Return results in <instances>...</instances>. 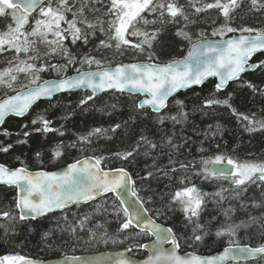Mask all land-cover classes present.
Returning <instances> with one entry per match:
<instances>
[{
  "label": "snow or ice",
  "instance_id": "6c2138e0",
  "mask_svg": "<svg viewBox=\"0 0 264 264\" xmlns=\"http://www.w3.org/2000/svg\"><path fill=\"white\" fill-rule=\"evenodd\" d=\"M250 11H264V2L261 0H249ZM103 4V0H0V18H4V29L0 30V55L12 54L11 59L6 60V66L0 69V88L15 92L0 100V134L10 136L7 129L2 128L6 118L9 116L23 117L29 109L39 100H48L51 107V99L57 93L72 92L87 88L91 94L81 98L76 107L83 110L89 101H94L98 93L106 90H116L120 93L129 90L134 93L143 94L146 98L133 105V108L140 110L145 116L146 108L151 107L157 113L156 120L163 124L165 120H171L174 124L187 120V113L183 111L184 102L176 100L179 108L177 115H160L162 110L168 108L169 98L180 89L190 88L193 85H201L209 77L217 78L215 92L220 93L226 89L230 82L240 81L241 74L246 72H259L264 74V60L251 62V58L258 52H264V29L249 26L233 27L236 17L233 15L237 9L243 7L244 0H187V7L193 9L189 13L186 5L180 0H108L105 5L107 11L104 17H97L95 20L87 18L85 9L89 12H97L99 9L94 5ZM209 9H216L223 22L212 31L213 36L220 39L215 42H208L200 39L192 44L187 56L182 59H171L162 62L158 55L166 50L164 38L168 25H178L183 21L182 27H177L174 35L184 40H191V34L186 31L190 25L197 24L199 14ZM71 14V19L68 18ZM149 16L152 18L149 19ZM219 19V17H217ZM242 19V18H241ZM215 24V21H213ZM149 25L152 27L149 28ZM160 25V27H156ZM240 32L236 38L225 39L227 33ZM98 33L100 34L98 36ZM246 33V35H245ZM253 33H255L253 35ZM102 36L103 38H100ZM135 37V42L130 39ZM94 40L93 50L100 48H115L121 55L123 50L129 46L138 54L146 57V62L120 64L115 67H103V61L91 55L90 52L76 51L75 46L80 44L86 48ZM65 41H70L73 48H69ZM43 45L47 51L41 53L40 46ZM59 57L63 64H54L50 61ZM87 64L89 67L94 63L96 71L82 72L75 69V76L65 75L55 81H43L40 83V73L54 70L58 74L63 69L76 64ZM21 74L29 78L28 85H21L16 90V83ZM240 87H247L253 93L264 96V88L257 86L251 81H241ZM232 93L227 98L219 99L212 94L206 98L200 106L201 110L219 105L231 110L241 126L248 133L264 132V118H258L256 113L251 116L239 113L230 100ZM112 109L116 105H111ZM97 111H104V108H97ZM68 113L63 119L73 115ZM132 117H130L131 119ZM127 121L115 123L109 128L95 127L86 133L76 134V139L71 141L67 147L84 151L87 147H93L94 140H112L117 130H122ZM32 125L39 124L40 127L33 129L35 132L49 133L57 132L64 135L61 129L51 127L52 121L39 115L31 120ZM23 128H28L25 124ZM212 126L209 125V128ZM222 126L216 125V132L221 131ZM216 133H213L215 135ZM17 144H27L30 131L16 133ZM187 143V141H184ZM167 146L170 150L164 155L168 156L166 165H159L157 157L152 152L158 147L163 149ZM63 143L57 144L52 150L51 158L58 160L64 156ZM182 144L173 142V136L162 138L160 145L150 139L141 131L138 139L134 141L130 149L111 151L107 155L103 152L100 155L85 156L83 159H75L68 163L60 172L39 171L30 172L27 167L9 168L0 164V185L15 187L19 191L14 197L13 205L9 210L0 211V219L8 221L4 228L7 236L9 231L15 230L19 221L31 218L55 214L57 211L67 213L72 205L79 206L82 203L96 202L94 212L98 215H110L115 218L117 228L115 232L109 233L104 223L97 222L94 227H88L91 221V214L82 217L78 216L75 223H70L68 216L62 218L67 227H57L61 232H68L70 238L76 243L91 244L109 242L115 244L129 242L126 252H132L134 248H146L148 245L131 243L142 235H151L155 239L151 243L152 252L140 264H224L228 260H237L241 256L255 258L258 254H264V244L257 247L240 246L235 243V237L241 229L247 230L255 227L264 236V212L254 216L248 214L247 219L238 223L232 219L234 208L223 210L225 220L215 227L213 232L212 221L200 222L202 206L206 203L205 197L212 195L218 197L219 201L226 199L225 192H230L235 198H239L247 192L248 186L255 184L257 188H264V161H243L239 162L225 155H216L214 158L202 159V168L195 171L193 162L187 163L175 159L173 153L178 154ZM219 147V146H217ZM13 144L7 145L0 142V152L8 153ZM141 148H144L141 153ZM95 152V148L93 147ZM203 151V149H201ZM141 154L145 158H151V164H145L143 175L136 173L140 181L159 180L161 177L174 178V174L183 170L184 175L179 178V183L185 185L176 190L170 196L163 208L157 209V215L164 214V208L168 211L174 210L173 206L179 208L186 221L185 228L191 225L190 239L193 244L202 243L206 237L214 234L218 239L227 237L229 247L224 248L221 254L209 257H201L195 254L181 256L177 254L180 248V239L172 228L162 227L149 216L148 209L144 207L145 200L137 194L136 180L132 174L123 166L107 168L109 160H116L126 163H133ZM40 153L36 156L39 158ZM19 160V157H17ZM226 160V164L223 162ZM212 165H223L222 167H208ZM192 170L195 175L202 176L205 180L228 179L232 187L223 188L213 194L202 192L195 184L190 183L188 172ZM188 181V184H185ZM190 185V186H189ZM150 186V184H149ZM167 187V186H166ZM115 194L111 202L107 194ZM127 194L135 197L134 202L126 199ZM264 197V192L261 193ZM163 200V196H161ZM151 200V197H148ZM217 201V202H219ZM241 208L245 202L241 201ZM110 205V207H109ZM252 207L264 208V201L253 199ZM15 210H19L18 214ZM207 225V227H206ZM101 229H103L101 231ZM139 229V232L136 231ZM80 233H83L81 235ZM52 235L51 231L45 232L44 237ZM122 237V239H118ZM68 241L65 240L64 243ZM170 244L171 248L164 245ZM234 245V247L232 246ZM191 246V245H190ZM68 258L65 257V260ZM72 261H81V264H89V261L80 257H72ZM0 264H43V262L32 261L19 255H5L0 257ZM112 264H137V261L125 255L124 252L112 260Z\"/></svg>",
  "mask_w": 264,
  "mask_h": 264
},
{
  "label": "trees",
  "instance_id": "16d2710c",
  "mask_svg": "<svg viewBox=\"0 0 264 264\" xmlns=\"http://www.w3.org/2000/svg\"><path fill=\"white\" fill-rule=\"evenodd\" d=\"M205 2H212V0H205ZM264 2V0H261ZM181 4L186 5V10L191 13L193 9L187 7V0H180ZM108 4V0H103V4L97 3L95 8L99 9L97 12H89L85 9L87 18L89 20H95L97 17L105 18L104 12L107 11L105 5ZM249 0H244L243 7L236 10L233 14L236 19L233 23V27L249 26L253 28L264 29V11L255 12L250 11ZM219 17V19H217ZM71 19V14L68 16ZM152 17L149 16V19ZM197 24L190 25L186 31L191 34V40H184L174 35L177 27L183 26V21L178 25H168L166 35L164 38V44L167 46L166 50L160 52L157 49L158 55L162 62H167L171 59H182L190 45L196 40L208 39V38H220L218 35L213 36L212 31L220 23L223 22V17L216 9H209L204 13L199 14ZM242 18V19H241ZM215 21V24L213 23ZM152 26L149 25V28ZM160 27V25H156ZM241 34L227 33L228 35ZM100 34L98 33V36ZM100 38H103L100 36ZM134 42L135 37L130 38ZM98 43V40H94L86 48H82L78 42L75 46L76 51L90 52L91 55L97 59L103 61V67L118 63H129L134 61L146 60L144 55L138 54L133 51L129 46L126 50H123L121 55L115 50V48H100L99 51L93 50V44ZM65 44L69 48H73L70 41H65ZM41 53L47 51V49L41 45ZM12 54L4 53L0 55V69L6 66L5 56ZM264 60V54H259L254 57L255 62ZM54 64H63L64 61L59 57H56L50 61ZM2 63V64H1ZM93 63L91 67L87 64L76 63L68 67L65 72L61 69L58 74L54 70H48L40 73V81L49 78H62L65 75L75 73V69L86 70L95 68ZM26 81V82H25ZM241 81H251L257 86L264 88V74L259 72H246L240 81L230 83L228 87L220 93L215 92L214 80H209L203 84L200 88H193L185 92L177 94L170 102L168 108L160 115H177L179 112L178 106L175 104L176 100L184 102L183 111L187 113V120L174 124L171 120H165L163 124H159L156 120L157 114L151 113L148 109L145 116L140 110L133 108V105L138 103V96H131L127 94H118L114 92L104 93L94 98V101H89L84 106L83 110L76 107L79 100L89 93L75 92L66 93L55 96L51 100V107L49 101H39L28 112V114L21 118H8L2 128L7 129L12 135L4 136L0 134V142L7 145L13 144V148L8 153L0 152V164H4L9 168L27 167L28 170H54L68 163L73 162L75 159H82L85 156L100 155L102 152L107 155L108 150L118 151L130 149L131 145L136 139L138 134L143 131L150 139L154 140L160 145L162 138L167 136H173V142L182 144L180 152L178 154L173 153L175 159L183 161L185 163L192 161L195 171H199L202 168L201 160L208 158H214L216 155H225L226 157L233 158L239 162L243 161H264V132L248 133L241 126V122L237 117L231 114V110L225 106L215 105L211 108L201 110V105L206 98H211L212 94L219 99H225L228 93H232L230 103L237 109L239 113H243L251 116L252 113H256L258 118H264V96L259 93H253L251 89L247 87H240ZM29 78L21 74L20 79L17 81L15 87L19 91L21 85H28ZM14 93L11 90L0 88V99L6 95ZM115 104L116 108L112 109L111 105ZM104 108V111H97V108ZM70 118L63 119L68 113H73ZM39 115H43L46 119L52 121L51 127L54 129H61L64 131V135L60 136L57 132L41 133L33 131L34 128L40 127L39 124L32 125L31 120ZM130 117H132L130 119ZM127 121V125L122 130H117L112 140L99 139L94 140L93 147H87L84 151H78L77 149L69 148L67 145L76 139V134L86 133L91 128L101 127L109 128L115 123H122ZM27 124L28 128L22 126ZM222 126L220 132H216V125ZM209 125L212 127L209 128ZM2 131V129L0 130ZM30 131L31 135L27 138V144H17L18 138L16 133ZM213 133H216L213 135ZM187 141V143H184ZM65 146L62 151L64 156L58 160H53L52 150L57 144ZM219 146V147H217ZM203 149V151H201ZM170 149L165 146L163 149L158 147L152 152L153 156L157 153H161L157 157L158 164L163 166L168 163V156L163 153L168 152ZM144 148H141L143 153ZM41 155L38 158L36 153ZM19 157V160L17 159ZM226 161V160H225ZM151 164V158H145L141 154L137 159L129 164L123 161L116 160L115 158L109 160L106 164L107 168L125 167L131 174L134 180H136V190L138 196L144 199L146 202L144 207L148 209V214L157 223L170 227L173 231L181 237L180 239V252H192L195 254L206 255L220 251L225 246H230L227 237L217 238L214 234L205 238L202 243L193 244L190 239L191 225L185 228L186 221L184 220L183 213L175 205L174 210L168 211L164 208L163 215H157V209L164 207L166 202L170 199V196L174 192L185 185L179 183V178L184 175L183 170H180L174 174V178L169 180L168 178L161 177L159 180L140 181L136 177V173L142 171L145 164ZM210 165V164H209ZM208 165V166H209ZM190 177V183L195 184L202 192L213 194L220 191L221 187H232L228 179H211L205 180L202 176L195 175L192 170L188 172ZM185 181V184H188ZM150 184V186H149ZM167 186V187H166ZM190 186V185H189ZM264 192V188H257L255 184L248 186L247 192L243 193L238 199L235 198L230 192H225L226 199L219 201L218 197L209 195L205 197L206 203L202 206L203 211L200 215V222L205 223L211 221L213 216L216 217L215 221H212L213 232L215 227L224 222L225 217L223 210L228 208H234L235 212L232 215V219L237 223L240 220L247 219L249 213L254 216L260 215L264 212V208L252 207L253 199L256 201H264V197L261 193ZM163 196V200L161 199ZM14 197H16V191L14 188H7L0 186V211L9 210V205L13 204ZM151 197V200H148ZM111 202L114 199L113 195L107 196ZM219 201V202H217ZM245 202V207L241 208L240 202ZM102 203L97 200L95 203L87 205H79L71 208L67 213H55L48 215L39 220H26L19 221L15 225L14 231H9L7 236L4 234V228L0 227V257L5 255H19L25 258H32L38 260L55 259L66 255L77 254H92L107 250L126 249L129 245L128 241L125 243H91L83 244L76 243L74 239L70 238L68 232H61L57 227V221H59L60 227H67L63 220V216L67 215L70 223H75L76 217L91 214V221L88 223V227H94L99 221H111V223L105 224L109 233L115 232L117 228V222L114 217L110 215H98L94 212L96 204ZM110 207V205H109ZM15 212L18 214L17 210ZM8 221L0 219V225H6ZM207 227V225H206ZM103 229H101L102 231ZM51 231L52 235L47 238L44 237V233ZM83 235V233H80ZM118 239H122L119 237ZM235 243L239 245H247L250 247H257L260 244H264V236L261 235L259 229L252 227L247 230L241 229L238 235L234 238ZM67 240V243L64 241ZM150 241L148 235H142L137 240L131 243L145 244ZM191 245V246H190ZM130 255L135 258H143L145 252L141 248H134ZM238 264H264V257L261 259Z\"/></svg>",
  "mask_w": 264,
  "mask_h": 264
},
{
  "label": "water",
  "instance_id": "95a60500",
  "mask_svg": "<svg viewBox=\"0 0 264 264\" xmlns=\"http://www.w3.org/2000/svg\"><path fill=\"white\" fill-rule=\"evenodd\" d=\"M254 34H255V33H253V35H254ZM240 35H241V34L228 35V36H225V39L232 38V37H236V38H238ZM245 35H246V34H245ZM219 39H220V38H209V39H206V40H207L208 42H215V41H217V40H219ZM197 41H198V40H197ZM195 42H196V41H195ZM195 42H193V43H195ZM193 43H192V44H193ZM192 44H191V46L189 47L188 52H189V50H191V48H192ZM188 52L186 53L185 56H187ZM259 54H264V52H258V53H256L255 55H253V57L251 58L250 63L253 62L254 57L257 56V55H259ZM185 56H184V57H185ZM140 62H146V60H144V61H134V62L123 63V64L140 63ZM120 64H122V63L113 64V65H109V66L115 67V66L120 65ZM109 66H104V67H109ZM96 70H97L96 68H91V69L81 70V71H82V72H87V71H96ZM244 74H245V73L241 74V77H242ZM75 75H76V72L73 73V74H70V75H68V76H75ZM241 77H240V78H241ZM57 79H60V78H49V79H45V80H43V81H55V80H57ZM209 80H214V87H215V84L218 82V81H217V78H215V77H209L207 80L204 81L203 84H205V83H206L207 81H209ZM43 81H41L40 83H42ZM235 82H237V81H235ZM230 83H234V82H230ZM230 83H229V84H230ZM203 84H201V85H193V86L190 87V88H183V89H180L177 93H174V95H173L172 97L169 98L168 104H169V102H170V101H171V100H172L177 94H179L180 92H185V91L190 90V89H193V88H200ZM224 90H225V89H224ZM224 90H223V91H224ZM223 91H222V92H223ZM75 92H85V93H89V94H91L90 90H88L87 88H84V89L75 90V91H72V92H61V93H57L55 96L60 95V94L75 93ZM110 92H114V93H118V94H127V95H131V96H138V97L140 98L139 101H141V100H143V99L146 98L143 94H140V93H134V92H131V91H129V90H126L125 92L120 93V92H118V91H116V90H111V89L106 90V91L101 92V93H98L97 96H100V95H102V94H104V93H110ZM14 94H15V93L10 94V95H8V96H11V95H14ZM55 96H53L52 99H53ZM97 96H96V97H97ZM4 98H6V96L3 97V98H1L0 100H2V99H4ZM52 99H51V100H52ZM39 101H48V100H44V99H42V100H39ZM39 101H37L35 104H37ZM139 101H138V102H139ZM35 104H33V106L29 109V111L34 107ZM146 109H148V110H149L151 113H153V114H157V113H155V112L152 111L151 107H147ZM165 110H166V109L162 110V112L165 111ZM29 111H28V112H29ZM28 112L25 114V116L28 114ZM162 112H161V113H162ZM161 113H160V114H161ZM25 116H23V117H25ZM10 117H12V118H18V119L23 118V117L9 116V117L6 118V120H7L8 118H10ZM0 130H1V129H0ZM82 159H83V158H82ZM223 163L226 164V162H223ZM66 166H67V165L62 166V167L57 168V169H54V170H36V171L29 170V171H30V172H33V173H35V172H39V171L60 172V171L64 170V168H65ZM222 166H223V165H212V164H210L208 167H210V168H212V167L219 168V167H222ZM17 168H19V167H17ZM12 169H15V168H12ZM0 186L7 187V186H5V185H0ZM7 188H14V189L16 190V194H17V192L19 191V190L16 189L14 186H13V187H7ZM110 194L113 195V196L115 197V194H113V193H109V194H107V195H110ZM126 199L131 203V202H134L136 198L133 197V196H131V194H127ZM90 203H93V202L82 203V204H80V205H87V204H90ZM75 206H76V205H72L71 208H73V207H75ZM17 212H19V210H17ZM56 213H60V211H57ZM147 214H148V213H147ZM48 215H51V213H49ZM48 215H47V216H48ZM148 215H149V214H148ZM44 217H45V216L37 217L36 220H39V219L44 218ZM28 220H31V218H29ZM25 221H26V220H25ZM31 221H33V220H31ZM156 223H157V222H156ZM158 224H159V223H158ZM160 225H161V224H160ZM161 226H162V227H165V228H168V227L163 226V225H161ZM136 231L139 232V229H136ZM148 236L151 238V240H150L149 242L145 243V245H148V247H146V248H141V249L145 252V254H146L145 257H143V258H135V257H132V256L130 255V252H126L125 249H118V250H107V251H101V252H98V253H92V254L66 255V256H62V257H60V258L49 259V260H38V259H32V258H26V259H29V260H32V261L43 262V264H81V261H72V260H71V258L75 256V257H80L82 260H87V261H89V264H112V260H114V259L118 256L119 253L124 252L126 256L135 259V260L137 261V264H140V262L143 261L144 259H146V258L148 257V255L152 252L151 243H152V241L155 239V237H154V236H151L150 234H149ZM232 246L234 247V245H232ZM240 246H245V245H240ZM164 247H165V248H171V245H170V244H166V245H164ZM226 247H229V246H226ZM226 247H224V248H226ZM224 248L221 249V250L218 251V252H214V253L206 254V255L195 254V253H192V252H180V250L178 249V250H177V254H178V255H181V256H186V255H190V254H195V255H198V256H201V257H209V256H215V255L221 254V253L223 252ZM65 257H67L68 259L65 260ZM262 257H264V254H258L255 258H253V257H245V256H241V257H239L237 260H228V261L224 262V264L247 263V262H251V261H255V260L261 259Z\"/></svg>",
  "mask_w": 264,
  "mask_h": 264
},
{
  "label": "rangeland",
  "instance_id": "374dc122",
  "mask_svg": "<svg viewBox=\"0 0 264 264\" xmlns=\"http://www.w3.org/2000/svg\"><path fill=\"white\" fill-rule=\"evenodd\" d=\"M4 23H5L4 18H1L0 19V30H3L4 29ZM8 59H11V56L10 55L5 56V60H8Z\"/></svg>",
  "mask_w": 264,
  "mask_h": 264
}]
</instances>
